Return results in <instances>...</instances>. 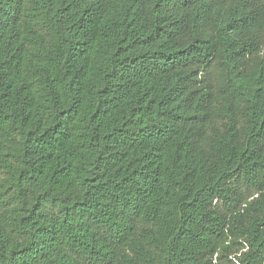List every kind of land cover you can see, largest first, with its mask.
<instances>
[{"label":"trees","instance_id":"1","mask_svg":"<svg viewBox=\"0 0 264 264\" xmlns=\"http://www.w3.org/2000/svg\"><path fill=\"white\" fill-rule=\"evenodd\" d=\"M0 264H264V0H0Z\"/></svg>","mask_w":264,"mask_h":264}]
</instances>
